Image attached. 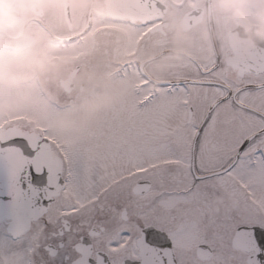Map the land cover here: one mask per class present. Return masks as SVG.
<instances>
[{
	"label": "snow or ice",
	"instance_id": "obj_1",
	"mask_svg": "<svg viewBox=\"0 0 264 264\" xmlns=\"http://www.w3.org/2000/svg\"><path fill=\"white\" fill-rule=\"evenodd\" d=\"M119 2L117 36L83 40L89 21L63 43L103 57L122 93L62 130L70 91L0 115V264H264V48L153 78L137 57L166 51L172 0Z\"/></svg>",
	"mask_w": 264,
	"mask_h": 264
},
{
	"label": "flooded vegetation",
	"instance_id": "obj_2",
	"mask_svg": "<svg viewBox=\"0 0 264 264\" xmlns=\"http://www.w3.org/2000/svg\"><path fill=\"white\" fill-rule=\"evenodd\" d=\"M67 6L65 20L63 0H0V102H5L10 86L15 87L14 92L10 91L12 98L24 107L33 106V103L47 105L63 91L78 96L88 89L89 83L94 94L102 87L109 93L110 88L103 85L116 79L103 57L73 62V58L68 57L70 49L66 50L63 42L57 43L68 36L79 35L89 21L93 24L89 41L102 26L106 27L97 34L99 40L117 36L122 26L113 24L105 15L104 0H68ZM166 8L163 16L166 47L180 46L193 60L207 61L214 53L244 59L258 48H264V0H179V3L172 0ZM45 15L56 17L60 23L54 27L37 24L36 21ZM158 40L147 41L137 57L153 78L162 76L174 63L171 57L174 53L165 54L168 57L162 60L152 59L159 53ZM76 49L82 51L83 45ZM180 57L183 58L181 62L189 60ZM46 69L53 71L49 75ZM124 90L125 84L119 88L118 95ZM82 100L86 99L82 97ZM95 105L96 99L91 97L84 106L86 110L81 109L85 119L91 117V108ZM79 106L76 111L80 110ZM13 111L22 112L0 110V115L11 117L9 113ZM68 114L74 119L78 113L69 109L56 115L62 122Z\"/></svg>",
	"mask_w": 264,
	"mask_h": 264
},
{
	"label": "rangeland",
	"instance_id": "obj_3",
	"mask_svg": "<svg viewBox=\"0 0 264 264\" xmlns=\"http://www.w3.org/2000/svg\"><path fill=\"white\" fill-rule=\"evenodd\" d=\"M90 33L91 32H89L88 33V36L85 37V40H88L89 39ZM77 46L78 45L71 46V48H70V50L68 52V57L69 58H72V55H71L72 52H78L77 49H76ZM79 49H80V46H79ZM175 59H177V58H175ZM53 69H46L47 74L50 75V72L53 71ZM94 73L97 74V72H94ZM50 77L53 78V76H50ZM79 78H81V76ZM105 85L107 86L108 85V82H106L103 86H105ZM117 85H119V82L111 83L107 87H109L110 89H112V88L116 87ZM87 88L88 89L85 90L84 93L78 95L79 97H81L80 102H79V104L81 105V106H79V109L80 110L76 111V107H75V109H70V111H72L74 113H78L81 119H85V116H83V111L81 109H85L86 110V108H84V106L87 105L90 102L91 97H93L94 99H96V104H98L100 106H101V104H99L97 100H99L100 103H102V104L103 103H108V101H109L108 94L104 92V87H102L100 89V91L98 92V94H92L90 96L87 93L89 92L90 89L92 90V85L89 83L87 85ZM8 90L9 91L6 92V93H8V96H5V99H6L5 102H0V110L2 112H7V111H10V110H23L25 107L23 105L18 104V102L14 98H12V95L10 94L11 92H14L15 91V87L10 86L8 88ZM96 93H97V91H96ZM82 97L84 99H86V100L83 101L82 100ZM36 105L37 104L33 103V106H36ZM19 113H21V111H13V112L9 113V115H13V114L15 115V114H19ZM72 121H73L72 114H68L67 117H63L62 122H59V119H58V116L57 115L54 118V124H55V126L57 127L58 130H62L63 128H65L67 126H70L71 123H72Z\"/></svg>",
	"mask_w": 264,
	"mask_h": 264
},
{
	"label": "water",
	"instance_id": "obj_4",
	"mask_svg": "<svg viewBox=\"0 0 264 264\" xmlns=\"http://www.w3.org/2000/svg\"><path fill=\"white\" fill-rule=\"evenodd\" d=\"M109 2L110 3L107 4V10L113 14L119 15L122 11L123 5L119 2V0H111Z\"/></svg>",
	"mask_w": 264,
	"mask_h": 264
},
{
	"label": "clouds",
	"instance_id": "obj_5",
	"mask_svg": "<svg viewBox=\"0 0 264 264\" xmlns=\"http://www.w3.org/2000/svg\"><path fill=\"white\" fill-rule=\"evenodd\" d=\"M5 12L7 11V9L5 8V9H3Z\"/></svg>",
	"mask_w": 264,
	"mask_h": 264
}]
</instances>
